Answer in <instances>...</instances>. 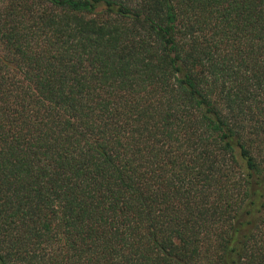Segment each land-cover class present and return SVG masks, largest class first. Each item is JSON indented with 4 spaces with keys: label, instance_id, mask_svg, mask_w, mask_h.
<instances>
[{
    "label": "trees",
    "instance_id": "trees-1",
    "mask_svg": "<svg viewBox=\"0 0 264 264\" xmlns=\"http://www.w3.org/2000/svg\"><path fill=\"white\" fill-rule=\"evenodd\" d=\"M0 264H264V0H0Z\"/></svg>",
    "mask_w": 264,
    "mask_h": 264
}]
</instances>
